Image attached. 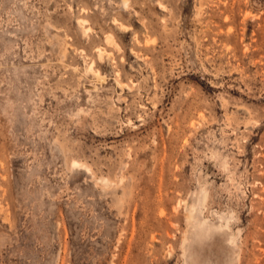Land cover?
I'll use <instances>...</instances> for the list:
<instances>
[{"label": "rangeland", "instance_id": "374dc122", "mask_svg": "<svg viewBox=\"0 0 264 264\" xmlns=\"http://www.w3.org/2000/svg\"><path fill=\"white\" fill-rule=\"evenodd\" d=\"M0 264H264V0H0Z\"/></svg>", "mask_w": 264, "mask_h": 264}, {"label": "bare ground", "instance_id": "6f19581e", "mask_svg": "<svg viewBox=\"0 0 264 264\" xmlns=\"http://www.w3.org/2000/svg\"><path fill=\"white\" fill-rule=\"evenodd\" d=\"M196 208H197V207H196ZM197 209H198V208H197ZM191 211H192V210H191ZM194 211H196V210L194 209ZM196 214H197V212H196ZM196 214H195V215H196ZM198 214H199V213H198ZM188 217H189V216H188ZM194 217H195V216H194ZM192 226H193V225H192ZM194 226H195V225H194ZM207 232H210V230H208Z\"/></svg>", "mask_w": 264, "mask_h": 264}]
</instances>
